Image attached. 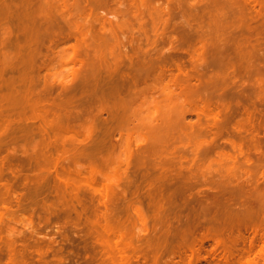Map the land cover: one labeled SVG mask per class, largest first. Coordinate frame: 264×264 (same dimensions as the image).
<instances>
[{
    "label": "rangeland",
    "instance_id": "rangeland-1",
    "mask_svg": "<svg viewBox=\"0 0 264 264\" xmlns=\"http://www.w3.org/2000/svg\"><path fill=\"white\" fill-rule=\"evenodd\" d=\"M244 1L256 11L237 21L226 0H65L72 28L52 14L66 40L34 44L8 23L0 264L264 255V0ZM205 110L249 163L215 145ZM235 163L251 176L222 177Z\"/></svg>",
    "mask_w": 264,
    "mask_h": 264
},
{
    "label": "bare ground",
    "instance_id": "bare-ground-1",
    "mask_svg": "<svg viewBox=\"0 0 264 264\" xmlns=\"http://www.w3.org/2000/svg\"><path fill=\"white\" fill-rule=\"evenodd\" d=\"M226 1H227V6L230 12L233 13L237 17L236 19L237 21L242 20V18L247 13L252 14L253 12L256 11V7L254 5L255 2H246L244 0H226ZM52 13L57 14L61 19H63L66 23H68L70 28H72V26L70 25L71 17H70V14L66 10L65 0H0V36H1L0 46H1V49L5 48L4 40L7 39L10 33L8 23L11 21H13L16 24V27L19 30H24L23 32L24 40L27 41L29 44L40 42L48 34H50V36L51 35L54 36L56 41L66 40L67 37H63L62 33L55 32L53 30V25H54L53 20H56V17H54ZM50 42H52L51 39H50ZM1 57L3 58V61L5 63L14 59V56L11 53H9V51H7L6 49H4V51L1 52ZM205 111L208 113V115L205 112H204V115H207V117L213 116V119H214L213 126L215 127L216 131L213 132L214 134L213 141L215 145H219L220 144L219 141L224 140L225 143H228L229 145H231V147L235 151V154H237L234 157V159H236L235 162L238 161L237 156L240 155L244 163H249L250 162L249 155L244 152L242 144L239 142H235L233 139H229V136H227L226 138V134H224L220 130L221 127H219V124H220L219 122L222 121L220 120V116H221L220 112L215 113L216 114L215 115L214 113L212 114L211 110H210L211 113L208 110H205ZM199 119L197 123L200 122ZM198 125H201V124L198 123ZM239 128H244V127L240 125ZM179 129H180V125H179ZM240 168L241 166H236V163H235V165H231L229 168L226 169L225 172H223L222 177H224L227 180H231L233 178L240 179V178H243L244 176L246 178L251 176L248 171L244 172V175L243 174L238 175L237 172H238V169ZM107 180H110V178L108 177ZM107 189L108 188H105V190L101 192L103 193V197L108 196ZM139 209H137V212L140 216H142L141 211H140L141 209L140 210ZM107 231L111 233L112 235L118 237L121 242H124L125 238L123 234L116 233L115 230H113L110 226L107 227ZM254 233H255V236L258 238V242H256L257 246L259 245L258 243L262 242L261 250L263 249V251L260 252L262 254L264 252V230L263 231L254 230ZM254 243L255 242H252L251 244L253 245ZM253 248L254 247H252V249ZM257 253L259 252L257 251ZM263 257L264 255L260 257V254H259L258 258L256 257V259L258 261L259 258H261V260L264 261ZM251 259H249L250 262L246 260L248 262L247 263L245 262V264H259L258 263L259 261L257 262L255 259L252 261ZM239 263L244 264V262L242 263L241 261ZM121 264H131L129 258L126 255H123L121 259Z\"/></svg>",
    "mask_w": 264,
    "mask_h": 264
}]
</instances>
